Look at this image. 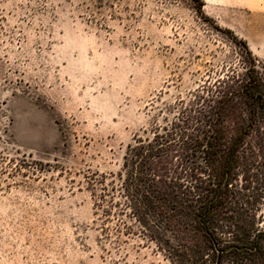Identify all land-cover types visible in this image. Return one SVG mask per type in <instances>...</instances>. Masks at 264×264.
Returning <instances> with one entry per match:
<instances>
[{"label": "rangeland", "instance_id": "rangeland-1", "mask_svg": "<svg viewBox=\"0 0 264 264\" xmlns=\"http://www.w3.org/2000/svg\"><path fill=\"white\" fill-rule=\"evenodd\" d=\"M200 1L0 0V264H172L91 191L164 106L226 72L233 37L264 66V0Z\"/></svg>", "mask_w": 264, "mask_h": 264}, {"label": "trees", "instance_id": "trees-1", "mask_svg": "<svg viewBox=\"0 0 264 264\" xmlns=\"http://www.w3.org/2000/svg\"><path fill=\"white\" fill-rule=\"evenodd\" d=\"M233 41L226 72L164 106L150 136L128 144L116 181L91 191L117 234L132 219L172 264H264L254 159L264 155V66Z\"/></svg>", "mask_w": 264, "mask_h": 264}]
</instances>
